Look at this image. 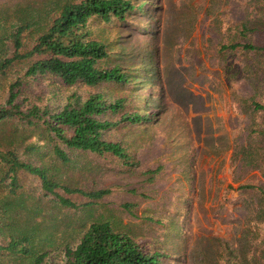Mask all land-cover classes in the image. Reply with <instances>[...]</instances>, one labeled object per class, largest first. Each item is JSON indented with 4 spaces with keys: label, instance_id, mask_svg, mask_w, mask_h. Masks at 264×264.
Returning <instances> with one entry per match:
<instances>
[{
    "label": "rangeland",
    "instance_id": "1",
    "mask_svg": "<svg viewBox=\"0 0 264 264\" xmlns=\"http://www.w3.org/2000/svg\"><path fill=\"white\" fill-rule=\"evenodd\" d=\"M67 1L80 0H0V25ZM131 2L135 8L123 20L94 17L89 29L108 49L104 65H120L130 77L126 84L103 86L105 96L125 98L123 112L152 118L104 133V139L122 144L135 166L120 168L115 156L86 152L54 174L70 186L109 189L96 204L87 206L86 198L72 194L79 207L61 208L42 195L37 176L24 174L25 200L39 198L42 209L26 202L23 220L37 229L35 241L43 250L60 247L44 264H59L61 246L75 244L90 222L101 220L148 250L165 253L162 264H264V223L254 224L257 196L238 189L264 186V178L240 155L232 156L247 142L249 103H264V64L219 49L230 41L264 44V17L257 20L256 11L264 0ZM258 67L261 85L255 90L249 70ZM56 87L60 93L52 104L66 92ZM263 118L264 113L258 120ZM5 195L0 185V200Z\"/></svg>",
    "mask_w": 264,
    "mask_h": 264
},
{
    "label": "trees",
    "instance_id": "2",
    "mask_svg": "<svg viewBox=\"0 0 264 264\" xmlns=\"http://www.w3.org/2000/svg\"><path fill=\"white\" fill-rule=\"evenodd\" d=\"M134 8L131 0L67 1L54 3L43 12H31L24 21L0 25V185L6 190L0 200V264H44L50 251L60 248L39 247L37 229L23 220L21 210L27 208L26 202L35 210L42 209L39 198L25 200V173L37 176L42 195L52 204L76 209L79 205L69 195H81L91 206L110 191L59 182L54 174L60 165L73 163L76 155L86 152L115 156L120 168L136 165L122 144L104 139V133L121 124L149 122L151 114L123 112L125 98L105 96L103 86L126 84L130 77L120 65H104L108 49L91 37L89 29L94 17L105 22L123 20ZM256 11L261 21L264 5ZM219 49L253 55L257 60L253 65L264 64V44L230 41ZM249 71L257 90L261 85L259 67ZM57 85L66 92L52 104L49 101L60 93ZM77 85L88 90L80 94L73 89ZM249 106L252 119L247 142L240 150L234 148L232 156L240 155L242 163L257 169L264 178V118L258 120L264 103L253 99ZM115 115L118 117L112 119ZM238 189L257 196L254 224L264 223V186L245 184ZM122 206L133 209L130 203ZM61 247L59 264H162L165 257V253L150 251L141 241L114 230L107 220L90 222L75 244Z\"/></svg>",
    "mask_w": 264,
    "mask_h": 264
}]
</instances>
